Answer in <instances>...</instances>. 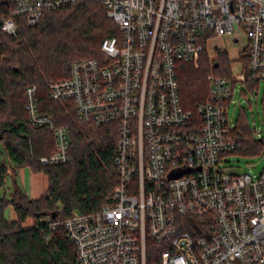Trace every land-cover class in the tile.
Segmentation results:
<instances>
[{"label":"built area","instance_id":"built-area-1","mask_svg":"<svg viewBox=\"0 0 264 264\" xmlns=\"http://www.w3.org/2000/svg\"><path fill=\"white\" fill-rule=\"evenodd\" d=\"M87 3L102 5L119 35L104 40L100 59L78 60L50 83L49 98L73 105L82 124L117 126L118 181L100 211L74 212L50 230L64 227L75 264H264V171L221 168L238 147L228 116L236 85L264 81V0H8L0 31L14 36L22 21ZM205 52L227 54L231 76H208L195 123L181 104L178 62L198 68ZM24 98L29 123L55 138L41 164L71 161L69 128L41 111L37 86Z\"/></svg>","mask_w":264,"mask_h":264},{"label":"trees","instance_id":"trees-1","mask_svg":"<svg viewBox=\"0 0 264 264\" xmlns=\"http://www.w3.org/2000/svg\"><path fill=\"white\" fill-rule=\"evenodd\" d=\"M7 2L0 0V5ZM116 35L117 26L96 3L47 12L34 26L22 21L14 36L0 31V143L12 163L0 160V191L6 187L10 168L15 172L28 166L49 178L47 194L39 199L29 198L17 184L9 196H0V264H75L76 247L69 243L64 227L52 231L49 223L63 221L74 212H98L113 201L118 181L117 126L80 123L73 105L50 100L49 85L69 78L76 61L100 59L102 43ZM206 62L202 65L201 58L196 69L178 62L181 104L193 112L195 123L198 105L210 95L209 74L231 76L227 54L218 52L213 63ZM259 84L246 83L252 92ZM30 85L38 88L41 111L52 115L57 126L70 130L71 161L66 164L43 166L40 162L55 150V138L48 128L29 123L24 92ZM231 135L238 147L224 156L264 154V139L254 138L248 119L240 117ZM10 205L17 215L13 222L4 216ZM28 219L33 224L24 227Z\"/></svg>","mask_w":264,"mask_h":264},{"label":"rangeland","instance_id":"rangeland-1","mask_svg":"<svg viewBox=\"0 0 264 264\" xmlns=\"http://www.w3.org/2000/svg\"><path fill=\"white\" fill-rule=\"evenodd\" d=\"M220 45L226 47L231 53L239 50L238 47L232 46L226 39L219 41ZM207 53L202 54V65L213 63L214 59H208ZM194 66V65H193ZM196 69L197 67L194 66ZM214 75V73H211ZM209 74V75H211ZM228 116L230 122L236 123L240 117L246 118L249 121L251 130L254 133L255 139H264V81L260 82L257 88L252 92L245 84L238 83L234 92V101L228 108ZM264 150V149H263ZM221 168L228 173L241 175L252 174L257 177L264 171V154L253 157H247L240 154H229L222 156ZM0 160L12 165L8 157L4 153V147L0 143ZM14 173L10 168L9 174L6 178V187L0 191V196L7 194L13 190ZM33 224L32 219H28L23 226H30Z\"/></svg>","mask_w":264,"mask_h":264},{"label":"crops","instance_id":"crops-1","mask_svg":"<svg viewBox=\"0 0 264 264\" xmlns=\"http://www.w3.org/2000/svg\"><path fill=\"white\" fill-rule=\"evenodd\" d=\"M13 173V185L15 186V184H17L20 186L29 198L39 199L43 195L47 194L49 188V178L43 172H35L32 168L26 166L15 172L13 171ZM4 216L8 222H13L17 219L13 206L10 205L6 208Z\"/></svg>","mask_w":264,"mask_h":264},{"label":"water","instance_id":"water-1","mask_svg":"<svg viewBox=\"0 0 264 264\" xmlns=\"http://www.w3.org/2000/svg\"><path fill=\"white\" fill-rule=\"evenodd\" d=\"M215 67H218V64H215Z\"/></svg>","mask_w":264,"mask_h":264}]
</instances>
